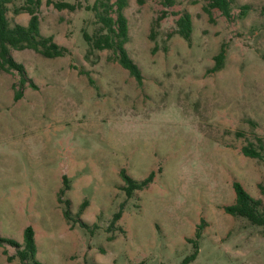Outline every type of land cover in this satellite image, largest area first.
I'll list each match as a JSON object with an SVG mask.
<instances>
[{
    "label": "rangeland",
    "instance_id": "rangeland-1",
    "mask_svg": "<svg viewBox=\"0 0 264 264\" xmlns=\"http://www.w3.org/2000/svg\"><path fill=\"white\" fill-rule=\"evenodd\" d=\"M23 1L9 3L10 24L27 23L28 12L13 10ZM205 4L127 0L124 45L139 82L112 49L89 50L82 34L97 26L91 10L42 0L39 30L68 52L12 48L27 78L18 99L19 74L0 68L2 235L22 240L31 224L45 264H264V226L223 209L234 201L233 180L264 209V157L241 151L264 142V0H231L230 16ZM184 10L192 19L188 40L168 33ZM221 46L223 66L211 71ZM121 167L138 180L155 174L128 196ZM64 173L69 219L57 199ZM3 248L16 249L0 245V264H21Z\"/></svg>",
    "mask_w": 264,
    "mask_h": 264
},
{
    "label": "trees",
    "instance_id": "trees-1",
    "mask_svg": "<svg viewBox=\"0 0 264 264\" xmlns=\"http://www.w3.org/2000/svg\"><path fill=\"white\" fill-rule=\"evenodd\" d=\"M14 0H0V68L5 71L16 70L19 74L18 82L13 84L14 99H18L22 95V87L27 81L25 66L21 61L16 60L11 54V49H23L31 48L44 56L54 57L63 55L68 52V48L65 45L57 43L52 35H43L39 30V16L38 8L40 7L42 0H24L22 4L14 6V12L26 11L29 13V19L26 24L15 22L10 24L7 17V10L9 3ZM87 1V0H85ZM195 1V0H194ZM205 9L217 8L225 16L231 15V0H205ZM46 3H52L54 7L58 9L67 8L74 10L76 8L84 7L89 9L94 14V22L97 26L89 32L83 30V38L89 44V50L96 49H112L114 58L125 67L131 75L135 77L137 81H141L142 74L136 64V62L130 57L128 51L124 45L128 38V22L127 17L124 14L123 8L127 3V0H93L92 3L84 2L82 0H45ZM176 0H161L163 6H171L175 4ZM247 4H243L240 10L241 14L246 12ZM162 14L157 18L165 16ZM178 16L175 18V27L170 33H179L185 39H189L192 30V19L189 11L184 10L177 12ZM226 50L224 46H221L220 50L213 56L214 63L210 70H218L223 66ZM31 85H35L30 81ZM261 141L256 147L253 142H247L241 146L243 154L252 157H264V153L261 151L264 148V142ZM119 174L124 181L122 188L125 193L130 196L133 190L140 189L146 186L155 174L154 171H150L145 177L138 180L132 177L126 172L124 167H121ZM62 187L59 188L57 193V199L59 202L64 203L63 215L66 219L71 216L70 212V199L62 198V194L69 188L68 177L64 173L62 175ZM232 185L235 191L234 201L223 205V209L232 214L247 218L252 223L264 226V209H259L261 204L259 198L253 197L245 187L238 181L233 180ZM87 204V199L81 201L79 210L82 211L83 207ZM121 215L119 209L114 213V217L117 219ZM81 226H87V222L78 218ZM204 225V219L197 224L195 230V237L190 240L193 241L194 249L188 255V258H194L198 251V240L200 236L201 228ZM8 243L14 246L15 253L8 254L6 248H3V253L7 254L6 259L9 261L14 256H17L21 264H45L37 258V245L35 240V231L31 224H26L23 228L22 241L10 236H4L0 233V245ZM187 258V259H188Z\"/></svg>",
    "mask_w": 264,
    "mask_h": 264
},
{
    "label": "crops",
    "instance_id": "crops-1",
    "mask_svg": "<svg viewBox=\"0 0 264 264\" xmlns=\"http://www.w3.org/2000/svg\"><path fill=\"white\" fill-rule=\"evenodd\" d=\"M25 226V225H24ZM24 226H23V228H24ZM23 236V235H22ZM18 240V239H17ZM19 241H22V240H19Z\"/></svg>",
    "mask_w": 264,
    "mask_h": 264
}]
</instances>
